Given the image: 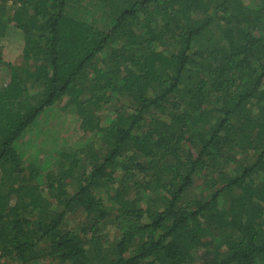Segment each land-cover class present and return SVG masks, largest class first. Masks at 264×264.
<instances>
[{"label":"trees","instance_id":"obj_1","mask_svg":"<svg viewBox=\"0 0 264 264\" xmlns=\"http://www.w3.org/2000/svg\"><path fill=\"white\" fill-rule=\"evenodd\" d=\"M1 259L264 264V0H0Z\"/></svg>","mask_w":264,"mask_h":264},{"label":"rangeland","instance_id":"obj_2","mask_svg":"<svg viewBox=\"0 0 264 264\" xmlns=\"http://www.w3.org/2000/svg\"><path fill=\"white\" fill-rule=\"evenodd\" d=\"M19 33L21 34L20 31H19ZM19 33L15 30L12 32H8V34H7L8 39L11 41V43L7 45V52H6V54H4V56L6 58V61H8V62H14L18 57L19 53H18L17 47L19 46V44L17 42L18 41L17 36L19 35ZM15 62H18V61H15ZM70 117H72V116H70ZM63 121L64 120H57L54 126L57 128L59 126V128H60L61 125H59V124H61ZM65 128H66L65 133L69 131V133H71V135L73 134L77 138V139H71L70 143L79 139L80 134H78L75 126H73L72 124H67L65 126ZM73 137L74 136H72L71 138H73ZM0 262L1 263L4 262L6 264H12V262L10 260L1 259ZM38 264H40V263H38Z\"/></svg>","mask_w":264,"mask_h":264}]
</instances>
